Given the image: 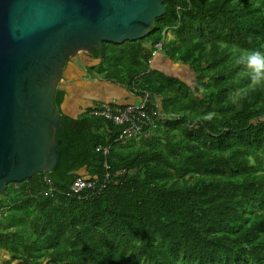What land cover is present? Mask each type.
I'll return each instance as SVG.
<instances>
[{"label": "trees", "instance_id": "16d2710c", "mask_svg": "<svg viewBox=\"0 0 264 264\" xmlns=\"http://www.w3.org/2000/svg\"><path fill=\"white\" fill-rule=\"evenodd\" d=\"M164 5L148 36L76 57L103 80L128 71L127 91L148 94L150 137L125 139L130 123L95 114L99 103L71 114L63 74L58 160L0 194V264H264V0ZM164 51L188 67L187 85L145 79ZM106 163L123 170L117 183L72 191L103 180Z\"/></svg>", "mask_w": 264, "mask_h": 264}, {"label": "water", "instance_id": "95a60500", "mask_svg": "<svg viewBox=\"0 0 264 264\" xmlns=\"http://www.w3.org/2000/svg\"><path fill=\"white\" fill-rule=\"evenodd\" d=\"M164 3L0 0V194L55 167L61 125L54 98L72 54L148 36Z\"/></svg>", "mask_w": 264, "mask_h": 264}, {"label": "rangeland", "instance_id": "374dc122", "mask_svg": "<svg viewBox=\"0 0 264 264\" xmlns=\"http://www.w3.org/2000/svg\"><path fill=\"white\" fill-rule=\"evenodd\" d=\"M173 38V34L168 31L166 38L167 43H173ZM156 56H158V54ZM168 57L167 52L164 51L161 56L154 59L153 71L155 75L145 79L152 81H148L150 85L154 84V79L158 76L156 72H162L167 77L177 78L179 85H181V82L187 85L185 80L193 78L189 74L190 70L188 67L182 64H174L169 61ZM83 62L78 58L73 59L71 61L72 66L70 65L66 68L65 75L62 78L63 81L60 83V85L67 83L69 87L68 96L66 98L67 104H65V102L63 103V107L66 110L77 116L101 102L116 101L119 106L141 103L138 98L133 99V103L125 102L124 95H126V90L130 87V78L128 76V71L123 67L122 70H118L117 73L113 75L114 81H108L97 78L99 76L97 73V66L83 65ZM145 79H143L142 75L138 76L135 84L132 85L131 88L138 89ZM144 92V90L141 91L142 94ZM77 112L78 114H76ZM172 119L173 118H169L168 120Z\"/></svg>", "mask_w": 264, "mask_h": 264}, {"label": "built area", "instance_id": "2783aa9c", "mask_svg": "<svg viewBox=\"0 0 264 264\" xmlns=\"http://www.w3.org/2000/svg\"><path fill=\"white\" fill-rule=\"evenodd\" d=\"M158 53L162 49V45L159 44L156 46ZM147 98L141 99L140 104H129L125 106H119L117 105L116 101L111 102H103L97 105L96 111L94 112L99 113L103 116H105L107 119L112 120L116 124H124V123H130V126H128L123 131V137L127 140L136 138V139H142V138H149L150 137V128L151 126L155 125V122L153 120V116L146 113L147 109ZM161 101H158V106H160ZM136 114H140L143 118L141 122L136 120ZM104 153L107 152L106 149H104ZM123 173V170H119L114 172L109 164H105V175L103 180L100 181H88L84 180L82 178H77L75 182L73 183L71 189L73 192H83L86 190H92V191H101L105 187H101L103 184H107L110 181H113L114 183H117L119 180L120 175ZM49 187L47 189V195L51 194L53 191V182L50 180H47ZM93 186V187H92ZM91 187V188H90Z\"/></svg>", "mask_w": 264, "mask_h": 264}, {"label": "flooded vegetation", "instance_id": "af4514ba", "mask_svg": "<svg viewBox=\"0 0 264 264\" xmlns=\"http://www.w3.org/2000/svg\"><path fill=\"white\" fill-rule=\"evenodd\" d=\"M83 51H85V52H87L88 54H93V55H96V52H101V51H99V50H97V49H92V50H83ZM80 52H82L81 50H80ZM79 52V53H80ZM73 56H71L67 61H66V63H65V66H64V71L66 70V68H68L70 65H71V61H72V59L73 58H76V57H78V58H82V56H81V54H72ZM88 58H91V57H88ZM72 66V65H71ZM62 83V82H61ZM61 87H63V88H65V86H67V84H62V85H60ZM56 131V129L52 126L51 127V131Z\"/></svg>", "mask_w": 264, "mask_h": 264}, {"label": "crops", "instance_id": "0c3cea01", "mask_svg": "<svg viewBox=\"0 0 264 264\" xmlns=\"http://www.w3.org/2000/svg\"><path fill=\"white\" fill-rule=\"evenodd\" d=\"M69 88V87H68ZM67 91H68V89H67ZM127 91V90H126ZM124 98H125V102H127V103H133V99H135V98H138V100L140 101V96L138 97V96H136V95H134V94H131L130 92H126V95H124ZM65 104H67V101H65ZM71 113V112H70ZM71 114H73V113H71ZM76 114H78V112L76 113ZM74 115V114H73Z\"/></svg>", "mask_w": 264, "mask_h": 264}, {"label": "bare ground", "instance_id": "6f19581e", "mask_svg": "<svg viewBox=\"0 0 264 264\" xmlns=\"http://www.w3.org/2000/svg\"><path fill=\"white\" fill-rule=\"evenodd\" d=\"M106 185H107V184L105 183V184H103L101 187H106ZM92 187H93V186H92ZM90 188H91V187H90Z\"/></svg>", "mask_w": 264, "mask_h": 264}, {"label": "clouds", "instance_id": "9594fccd", "mask_svg": "<svg viewBox=\"0 0 264 264\" xmlns=\"http://www.w3.org/2000/svg\"><path fill=\"white\" fill-rule=\"evenodd\" d=\"M101 103H103V102H101ZM100 104V103H99Z\"/></svg>", "mask_w": 264, "mask_h": 264}]
</instances>
